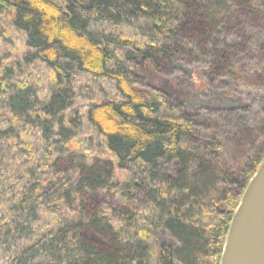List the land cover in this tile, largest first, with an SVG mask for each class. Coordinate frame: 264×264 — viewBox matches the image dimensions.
Returning a JSON list of instances; mask_svg holds the SVG:
<instances>
[{"label":"trees","instance_id":"obj_1","mask_svg":"<svg viewBox=\"0 0 264 264\" xmlns=\"http://www.w3.org/2000/svg\"><path fill=\"white\" fill-rule=\"evenodd\" d=\"M263 158L264 0H0V264H219Z\"/></svg>","mask_w":264,"mask_h":264},{"label":"water","instance_id":"obj_2","mask_svg":"<svg viewBox=\"0 0 264 264\" xmlns=\"http://www.w3.org/2000/svg\"><path fill=\"white\" fill-rule=\"evenodd\" d=\"M219 264H264V158L230 219Z\"/></svg>","mask_w":264,"mask_h":264},{"label":"rangeland","instance_id":"obj_3","mask_svg":"<svg viewBox=\"0 0 264 264\" xmlns=\"http://www.w3.org/2000/svg\"><path fill=\"white\" fill-rule=\"evenodd\" d=\"M102 197V199H104L105 201H107L109 198H108V196L107 197H105L104 195L103 196H101Z\"/></svg>","mask_w":264,"mask_h":264}]
</instances>
